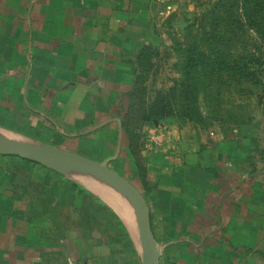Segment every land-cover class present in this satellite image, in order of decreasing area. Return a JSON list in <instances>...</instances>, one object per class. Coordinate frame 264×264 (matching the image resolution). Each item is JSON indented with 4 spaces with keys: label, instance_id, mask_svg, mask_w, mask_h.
<instances>
[{
    "label": "crops",
    "instance_id": "obj_1",
    "mask_svg": "<svg viewBox=\"0 0 264 264\" xmlns=\"http://www.w3.org/2000/svg\"><path fill=\"white\" fill-rule=\"evenodd\" d=\"M178 7L169 0H0V128L30 142L89 149L113 170L128 167L135 177L121 171L122 176L143 194L163 251L155 215L163 222L167 245H177L172 240L182 236H201L213 248L224 238L229 260L228 244L243 235L242 218L248 214L249 238H254L249 261L255 263L258 247L264 248V151L258 131L244 128L242 135L236 130L233 139L167 118L159 124L170 128V136L156 146L149 131L159 124L138 120L132 135L125 129L140 86L139 56L156 43L159 16L173 15ZM13 158L20 159L0 155V264L112 263L111 254L99 251L116 242L111 235L99 238L90 224L85 229L78 189L64 179L80 186L100 184L101 199L135 233L132 213L115 188L87 172L66 170L74 173L68 177L66 171L23 159L26 165H17ZM19 170L29 173L25 184L17 181ZM34 173L40 175L36 180ZM178 246L188 247L182 261L192 264L189 256L199 246L190 239ZM133 247L134 261L139 256L143 264Z\"/></svg>",
    "mask_w": 264,
    "mask_h": 264
},
{
    "label": "rangeland",
    "instance_id": "obj_2",
    "mask_svg": "<svg viewBox=\"0 0 264 264\" xmlns=\"http://www.w3.org/2000/svg\"><path fill=\"white\" fill-rule=\"evenodd\" d=\"M171 3H177L179 5L178 10L173 13V15L161 14L159 17V22L161 23L156 35V43L146 46L144 49L143 62L141 63L142 73L141 81L144 83L143 87L145 89L144 94L139 97L138 101L145 100L148 104L158 92L167 95L168 102L172 105L173 116L170 118L179 119L185 112L183 106V101L180 97L182 93V87L185 82V64L184 56L182 50L186 49L194 43L202 45L203 51L208 53V49L203 45V39L206 35L211 34V28L218 26L220 35L226 34L228 30L234 28L235 25L232 21L236 18L238 7L236 6V0H169ZM164 5V4H163ZM162 5V6H163ZM164 7V6H163ZM233 12L234 16H230L229 13ZM240 14V13H239ZM248 28V27H246ZM238 34V33H237ZM227 38L231 39V43H235L232 46L233 57L237 56L242 52L251 51L255 46H260L264 54V46L257 34L254 31H249L245 33H239L238 37L231 36L229 33ZM245 42L247 44H245ZM242 43V44H241ZM255 45V46H254ZM222 51L227 54V46H222ZM143 53V52H141ZM211 55V54H210ZM206 83V82H205ZM199 91L197 92V100L194 103V107L197 105V112L201 114L202 119L200 125L196 126L200 129H206L207 133H213L214 135H224L226 138L237 137L236 130L244 135V128H255L260 134L262 139H259L260 145L264 151V81L260 86H254L250 82H245L243 80H236L231 78L229 75H220L217 73L211 79V82H207L206 86H198ZM187 111V110H186ZM193 125V124H192ZM135 127V126H132ZM1 129V128H0ZM5 134L12 137H17L20 141L28 143L30 142L22 134L16 132H9L7 130H0ZM40 143L55 146L57 144H50V142H44L40 140ZM244 145V144H243ZM259 145V144H258ZM58 147V146H55ZM244 147V146H243ZM59 148V147H58ZM77 152L85 157L98 161V157L93 154H88L87 150H71ZM94 153H98L99 149L97 144H94ZM260 152V150H259ZM137 155V154H136ZM261 154L259 155V160L261 159ZM137 160V159H136ZM13 162L17 165H26L24 161L13 158ZM31 165V164H30ZM260 165V164H259ZM120 168V167H119ZM120 175L125 173V176L133 179L135 177L133 171L127 169L124 171L121 168L115 169ZM68 177H73V171H66ZM17 176V181L20 184H25L26 180L29 178V173L24 170H19L15 172ZM40 175L34 173L35 180ZM57 179L61 180V176L57 174ZM138 183V182H135ZM27 184V183H26ZM69 184V183H67ZM86 186L93 192L98 193V197L95 195L96 199H85L84 207L82 208V217L80 218L82 224L86 225L87 229L90 224L94 234L99 238L112 236L114 246L105 247L101 249L100 255L111 254L113 257V262L108 264H135V252L130 245L132 241L136 250L140 251L139 247V218L131 204V202L122 195L118 190L113 191L115 196H119L121 199L126 201L127 206L132 213V217L135 222V230L133 233L131 228L127 226L124 218L121 214H118L120 220L125 226V230L128 237H125L122 231L123 226L119 222L117 216L111 214L112 209L101 199L102 191L99 185L96 184H82ZM140 186V184H136ZM143 185V184H142ZM83 186V187H84ZM142 187V186H141ZM101 192H99V190ZM39 190L35 188V192ZM93 194V193H92ZM35 195H37L35 193ZM99 201V202H98ZM86 210V213H84ZM97 210V211H96ZM47 212V209L44 210ZM71 209H65L64 213L72 216ZM96 211V212H95ZM111 211V212H110ZM48 212H52L51 209ZM91 213V216L89 215ZM87 214V215H86ZM115 215V213H114ZM91 221V222H89ZM76 222V221H75ZM155 232L160 234L159 240L163 244H166L161 257V264H185L182 261L187 254L188 247L184 249L178 246L187 245L189 239L197 244L199 248L197 252L189 256V263L192 264H264V248L258 247L256 251L257 262L252 263L249 261L250 254L253 256L254 250V238H249V228L251 226V219L248 214H245L242 218V236H237L234 243L228 244V253L231 254V259L226 258L229 255H225L224 244L225 239L220 238L216 240V247H210V245H205L206 237H179L172 241L180 242L177 245H171L167 243L169 240L165 237L166 234L162 233L160 230V225L163 222L158 220V215H155ZM97 225V227H96ZM160 230V231H159ZM125 232V233H126ZM166 233V230H165ZM164 234V235H163ZM128 240V241H127ZM251 241V242H250ZM242 245V246H239ZM239 247L241 249H236V251L242 250V252L237 253L234 247ZM191 248V247H190ZM201 248L205 249L206 253H202ZM98 264H103L102 260H99Z\"/></svg>",
    "mask_w": 264,
    "mask_h": 264
},
{
    "label": "trees",
    "instance_id": "obj_3",
    "mask_svg": "<svg viewBox=\"0 0 264 264\" xmlns=\"http://www.w3.org/2000/svg\"><path fill=\"white\" fill-rule=\"evenodd\" d=\"M235 3L240 14L237 12L235 17L232 11L229 13L230 16H234L236 19L232 21L233 24H229L235 25L234 28L228 30L226 34L230 33L232 37H238L239 33H245L249 29V31H254L257 34L262 46H264V0H236ZM210 30L211 34L206 35L202 40L203 45L208 49V53L203 51L202 45L198 43L182 50L185 64V82L180 97L185 112L179 119L182 122H192L198 126L202 119L201 114L197 112V105L194 107L199 91L198 86H206L207 82H211V79L217 73L229 75L236 80L250 82L254 86H260L264 81V54L260 46L254 45L255 48L251 51L242 52L233 57L232 46L236 42L232 44V40L227 38V35H220L218 26H214ZM245 44L247 43L245 42ZM223 45L227 46V54L222 51ZM144 50L146 49H143V53H141L138 60L141 72V63L143 62V56H145ZM139 83V88L133 93L127 123L125 124V129L130 135L134 133V129H132L134 127L132 126H135V122L138 120L156 125L173 116L172 105L168 102L167 95L161 92H158L148 104L145 100L138 101L142 93L145 92L144 83L141 79ZM64 180L65 183H69L73 188L78 189L81 209L84 207L85 199L97 200L92 193L82 186L73 181ZM84 211L86 213V210ZM111 214L115 216L112 212ZM131 246L134 248L132 244ZM139 261L140 257L138 256L135 264H140Z\"/></svg>",
    "mask_w": 264,
    "mask_h": 264
},
{
    "label": "water",
    "instance_id": "obj_4",
    "mask_svg": "<svg viewBox=\"0 0 264 264\" xmlns=\"http://www.w3.org/2000/svg\"><path fill=\"white\" fill-rule=\"evenodd\" d=\"M0 155L14 156L64 173L78 170L93 174L121 192L132 204L139 218V247L143 264H161L163 246L156 239L149 206L141 191L129 180L102 163L77 152L37 142H12L0 138Z\"/></svg>",
    "mask_w": 264,
    "mask_h": 264
},
{
    "label": "built area",
    "instance_id": "obj_5",
    "mask_svg": "<svg viewBox=\"0 0 264 264\" xmlns=\"http://www.w3.org/2000/svg\"><path fill=\"white\" fill-rule=\"evenodd\" d=\"M149 138L156 146L161 145L170 136V128L161 123L149 131Z\"/></svg>",
    "mask_w": 264,
    "mask_h": 264
},
{
    "label": "bare ground",
    "instance_id": "obj_6",
    "mask_svg": "<svg viewBox=\"0 0 264 264\" xmlns=\"http://www.w3.org/2000/svg\"><path fill=\"white\" fill-rule=\"evenodd\" d=\"M1 133V132H0ZM3 134V133H2ZM5 135V134H4ZM4 135H0V137L2 138V139H9V136L7 137V136H4ZM13 139V138H12ZM8 141H10V140H8ZM12 142H16V141H12ZM126 216H128V215H126Z\"/></svg>",
    "mask_w": 264,
    "mask_h": 264
}]
</instances>
